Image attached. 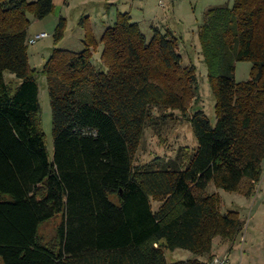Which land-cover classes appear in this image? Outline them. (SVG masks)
I'll return each mask as SVG.
<instances>
[{
    "label": "trees",
    "instance_id": "obj_1",
    "mask_svg": "<svg viewBox=\"0 0 264 264\" xmlns=\"http://www.w3.org/2000/svg\"><path fill=\"white\" fill-rule=\"evenodd\" d=\"M54 0H0V264H170L168 251L211 264L214 240L232 246L245 222L223 213L217 190L250 197L264 165V0H235L206 14L202 54L217 122L199 101L195 65L184 66L178 39L154 30L150 42L129 13L106 28L101 60L88 20L85 49H54L48 80L54 155L41 128L37 70L28 54L32 24ZM64 18L55 41L64 38ZM252 63L237 82L238 62ZM6 73L11 77L6 79ZM167 111L187 116L197 139L162 168L138 166L145 130ZM157 205V206H155ZM60 218L47 240L42 227Z\"/></svg>",
    "mask_w": 264,
    "mask_h": 264
},
{
    "label": "rangeland",
    "instance_id": "obj_2",
    "mask_svg": "<svg viewBox=\"0 0 264 264\" xmlns=\"http://www.w3.org/2000/svg\"><path fill=\"white\" fill-rule=\"evenodd\" d=\"M35 2L37 0H26ZM235 0H54V11L42 20L30 16L32 21L29 35L39 33L48 36L30 44L28 54L30 65L37 70L36 78L39 86V103L41 107V128L46 138L48 152L53 158V115L47 77L40 73L51 57L54 49L82 52L85 49V25L82 20H88L98 43L94 52L93 63L103 72L107 67L101 60L104 45L101 38L106 28L113 26L118 13H129L134 23H138L141 31L150 42L154 30L162 34L171 33L178 39V51L183 57L184 66L195 65L199 83V101L189 110L192 116L203 111L214 126L217 122L216 100L209 83V71L202 54L200 31L206 21L207 12L216 7H232ZM64 18L66 28L64 38L56 43L55 30ZM252 63L238 62L235 78L237 82L251 80ZM11 75L6 73V79ZM165 119L158 117L145 130L144 137L135 157L138 166L151 164L153 168H162L167 161L175 158L182 147L195 148L197 139L189 123L188 117L180 112L167 111ZM264 170V165H263ZM209 194L219 193L222 199V211L238 212L245 222V228L237 242L219 243L214 240V257L229 256V264H264V171L262 179L255 192L247 197L238 192L217 190L214 185L208 187ZM157 206V205H155ZM60 218L45 224L41 234L47 240L56 232ZM200 258L208 261L206 256L197 257L189 250L176 249L166 253L168 263L188 261Z\"/></svg>",
    "mask_w": 264,
    "mask_h": 264
},
{
    "label": "built area",
    "instance_id": "obj_3",
    "mask_svg": "<svg viewBox=\"0 0 264 264\" xmlns=\"http://www.w3.org/2000/svg\"><path fill=\"white\" fill-rule=\"evenodd\" d=\"M48 35L46 33H39L33 37H30L28 40V44H35L37 41L47 37ZM229 256L227 254L223 257H214L211 264H229Z\"/></svg>",
    "mask_w": 264,
    "mask_h": 264
},
{
    "label": "crops",
    "instance_id": "obj_4",
    "mask_svg": "<svg viewBox=\"0 0 264 264\" xmlns=\"http://www.w3.org/2000/svg\"><path fill=\"white\" fill-rule=\"evenodd\" d=\"M219 243H222L221 240L219 241ZM214 254V253H213ZM215 255V254H214Z\"/></svg>",
    "mask_w": 264,
    "mask_h": 264
}]
</instances>
